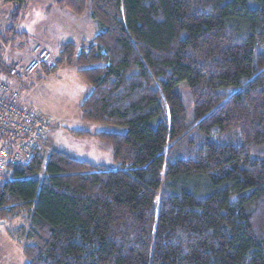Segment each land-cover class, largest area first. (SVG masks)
<instances>
[{
  "label": "trees",
  "instance_id": "trees-1",
  "mask_svg": "<svg viewBox=\"0 0 264 264\" xmlns=\"http://www.w3.org/2000/svg\"><path fill=\"white\" fill-rule=\"evenodd\" d=\"M55 1L97 27L58 54L102 126L73 134L114 165L55 151L10 169L0 219L27 221L9 232L25 264H264V0Z\"/></svg>",
  "mask_w": 264,
  "mask_h": 264
},
{
  "label": "rangeland",
  "instance_id": "rangeland-1",
  "mask_svg": "<svg viewBox=\"0 0 264 264\" xmlns=\"http://www.w3.org/2000/svg\"><path fill=\"white\" fill-rule=\"evenodd\" d=\"M15 5L0 4V31L15 29V40L10 53L17 59H23L26 51L40 45L51 53L49 66H43L25 83H19L18 90L25 105L43 117L52 118L48 134V146L53 152H61L69 157L88 161L97 165L113 166L111 153L102 149L94 137H78L73 132L96 133L102 129L97 124L81 120L79 105L86 96L89 86L78 75L77 68L60 62L59 47L71 42L76 46V55L81 52L87 41L97 35V27L86 11L75 16L68 9L58 5L55 0H27L21 9ZM23 10L22 17L13 23L16 11ZM3 20H7V25ZM176 91L179 93L188 119L192 116V103L186 83H181ZM51 143V144H50ZM8 176V175H7ZM6 179L0 180L2 184ZM27 221L17 219L10 222L0 219V264H25L22 256V244L12 240L11 229L26 225Z\"/></svg>",
  "mask_w": 264,
  "mask_h": 264
},
{
  "label": "built area",
  "instance_id": "built-area-1",
  "mask_svg": "<svg viewBox=\"0 0 264 264\" xmlns=\"http://www.w3.org/2000/svg\"><path fill=\"white\" fill-rule=\"evenodd\" d=\"M22 14L23 10H19L16 23ZM16 28L17 24L7 38L0 33V180L10 174L11 168L28 166L36 156L48 157L53 152L48 146L52 118L25 105L18 90L19 83L27 82L43 66L50 65L51 53L36 45L28 61L8 64Z\"/></svg>",
  "mask_w": 264,
  "mask_h": 264
},
{
  "label": "crops",
  "instance_id": "crops-1",
  "mask_svg": "<svg viewBox=\"0 0 264 264\" xmlns=\"http://www.w3.org/2000/svg\"><path fill=\"white\" fill-rule=\"evenodd\" d=\"M0 4H2V5H4V4H11V5H14V4H12V3H9V2H4V0H0ZM3 22H4V24H6L7 25V20H3ZM0 33H1V35L4 37V38H7L8 36H9V33L7 32L6 33V30H4V31H0ZM33 49V48H32ZM32 49H31V51H32ZM31 51H26V53H25V57L23 58V59H20V60H24V61H28L29 59H30V57H31ZM12 61H19V59H17V57H16V55L15 54H11L10 53V56H9V58H8V64L9 63H11ZM90 92V87H89V90H88V92L86 93V96H87V94ZM85 96V97H86ZM84 97V98H85ZM49 139V138H48ZM51 144V143H50ZM106 152L108 151V150H105ZM107 167H111V166H107Z\"/></svg>",
  "mask_w": 264,
  "mask_h": 264
}]
</instances>
